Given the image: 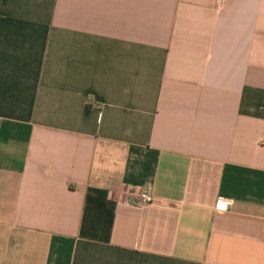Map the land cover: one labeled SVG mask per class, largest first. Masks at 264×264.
I'll use <instances>...</instances> for the list:
<instances>
[{"label":"crops","instance_id":"crops-1","mask_svg":"<svg viewBox=\"0 0 264 264\" xmlns=\"http://www.w3.org/2000/svg\"><path fill=\"white\" fill-rule=\"evenodd\" d=\"M0 264H264V0H0Z\"/></svg>","mask_w":264,"mask_h":264},{"label":"built area","instance_id":"built-area-1","mask_svg":"<svg viewBox=\"0 0 264 264\" xmlns=\"http://www.w3.org/2000/svg\"><path fill=\"white\" fill-rule=\"evenodd\" d=\"M138 198L141 206H147L154 202V196L151 192H141Z\"/></svg>","mask_w":264,"mask_h":264}]
</instances>
